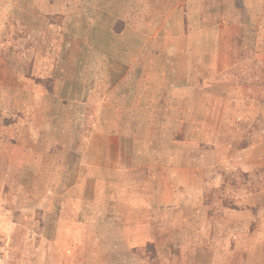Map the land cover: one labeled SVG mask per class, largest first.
Returning a JSON list of instances; mask_svg holds the SVG:
<instances>
[{
  "label": "rangeland",
  "instance_id": "374dc122",
  "mask_svg": "<svg viewBox=\"0 0 264 264\" xmlns=\"http://www.w3.org/2000/svg\"><path fill=\"white\" fill-rule=\"evenodd\" d=\"M84 1L0 0V91L16 76L22 106L46 97L70 158L46 168L34 139L14 146L6 127L28 115L0 93V264H264V0H90L75 15ZM79 17L97 40H74ZM77 46L85 89L49 112L59 96L16 61L35 50L53 70Z\"/></svg>",
  "mask_w": 264,
  "mask_h": 264
},
{
  "label": "crops",
  "instance_id": "0c3cea01",
  "mask_svg": "<svg viewBox=\"0 0 264 264\" xmlns=\"http://www.w3.org/2000/svg\"><path fill=\"white\" fill-rule=\"evenodd\" d=\"M81 20L83 21V24H80L79 27L82 28L83 32L85 31L87 33H83L82 35L79 34V36L74 38V40H76L77 43H79V41L84 42V45H85V43H89L91 41L97 40L98 35L97 34H91V30H90L91 26L84 27L85 22H86V21H84V17H79V21H81ZM101 37H102V41L104 42L103 35H101ZM112 37H115V36L108 33L107 41H109L110 38H112ZM129 44L132 46L131 43H129ZM99 45L100 44H98V47L101 50H103L105 52V54L97 53V56H106V58L109 59L110 58L109 53L111 51L108 49L106 50V47L102 48L101 47L102 45H100V46ZM107 45L110 46L109 43H107ZM110 47H112V46H110ZM73 50H76L75 56H72ZM86 50H82V51L86 52ZM129 50H131V49H129ZM34 51L35 50H33V51L29 50V52H28L29 54L27 55V58L29 60V63H27L28 66L26 67V70H20L21 62L17 60L16 66L18 68H16V71L17 72L22 71V72H26V73L31 72L30 74L32 76L41 77V78L45 79L46 83L43 82V84H42L43 86L42 85H39V86L46 88L47 90L51 86L54 89L53 91L56 92L55 95L59 96V98H60V95L63 96L64 94L65 95L67 94V96L71 95V97L73 98V96H72L73 93L79 97V89H82V88L85 89L84 83L87 80V78L85 77L86 75L84 73H79V62H77L79 59V46H77L76 49H72V50H68V48H65V50H61L60 54L63 55L65 60H62V58H61V61H59L60 64L58 67L55 66L53 68V66H52L53 70L52 69L50 70L51 64H49V63H50L51 59L48 56L45 57V56H42L41 54L38 55L37 52L35 51L36 52L35 53ZM92 51H96V52L98 51V48L96 47V45L94 47V44H93ZM107 53L109 56L107 55ZM116 53H118V51H116ZM47 60H50V61H47ZM97 60L99 62V59H97ZM46 64H48V65H46ZM113 67H115V66H113ZM113 67H112V69H113ZM95 68L101 69L102 73L105 74V73L109 72V69L111 67L105 63L102 64L101 66H99L97 63H95L94 69ZM42 71H43V74L41 73ZM92 72H93V70H92ZM13 73H15V71ZM79 75H80V77H79ZM48 80L50 81V83H47ZM79 81H81V84H82L80 87H79ZM19 82H20V80L18 81V79H17V81H16V76H15L14 80H12V82H11L12 84H11L10 88H8L5 92L0 91L1 103L3 105L4 113L9 112L10 114L11 113L14 114V112L16 110H18V111L22 110L23 113H26L28 115L27 117L25 115H17V119H13V121H11V124L9 125V127H6V128H9L11 131L10 133L9 132H7V133L9 135H11V137L15 138V139H13L12 144L14 146H18V144L21 146V142H22L24 136L27 138L28 142H30L31 140L34 139V141L38 145L41 146V152L43 154L42 160H43L46 168H55V167L57 169L67 168L66 164L68 163V161L70 159L68 154H67L69 152L68 144H67L68 142H67V139H64V140L61 139V136L56 134V132L58 130L55 129V128H57V126L55 125L56 121L57 120L62 121V119H61L62 116H60L58 114L57 120H56V117L51 118V115H49V117H48L47 116L48 114L46 112L48 110L46 109V106L44 107V104L45 105L47 104V101L45 99L46 97H43L44 100L42 102L39 101V103H38L37 99L32 98V94L29 91H28V95H27L26 107H24L25 104H23V106H22L21 100L19 99L20 93H19L18 89L24 88L25 86ZM32 87H33V84L29 82L28 89H30ZM102 87L103 86L100 85L99 83L96 85L92 83V85L90 86L91 89H89V97H91L92 94H95V93L98 94L100 92V90L102 89ZM87 91H88V89H87ZM61 92H63V93H61ZM52 93H51V95H52ZM122 94L125 95L123 92H118L116 94V96H112V97L109 96V98L116 100L117 97H121ZM128 97H130V94L128 96L126 95L123 97L125 100V103H121V106H119L120 108L127 109L128 106L126 107L125 104L127 103L126 100L129 99ZM32 99L37 101V103L32 101ZM69 99H71V98L69 97ZM89 100L85 101L84 105H86V103ZM77 101H78L77 103H79V99ZM31 102H34L33 104L35 105L36 108L38 107L37 110L41 109V111L45 110V112H46V113H44V116L42 115L43 117L40 116L37 119L33 120V122L36 123L35 125L32 123L31 118L29 117L31 115V112H32L31 109L33 107L32 105H30ZM65 102L67 104H72V103L75 104L76 100L75 101H70V100L65 101L64 99L61 100V98L60 99L57 98V99H55L54 103L53 102L50 103L51 104L50 109L48 108L49 112L53 111L52 104L54 106L59 107L58 109L54 108V110L56 109V113H57L58 111H60V108L62 109V106L60 103L64 104ZM94 103H96L97 105H100L102 102L96 101ZM42 104H43V107H42ZM74 115H75L73 117L74 119L79 118V117H76L78 114L74 113ZM31 116L33 117L34 115L32 114ZM25 121H27V123L31 122L27 126L28 127L27 129L24 128ZM75 124H79V123L76 122ZM14 129H15V131H14ZM110 131L115 132V130H112V129ZM93 133H94V131H93ZM100 133H102L101 135H103V136H110V137L112 136L113 138L118 136L119 141H120V139H122L124 141L126 140L123 137V136H125L126 133H124V131H122V130L119 132H116V134L113 135V133L112 134L109 133L108 128H103V130H101ZM64 135H65V137L67 136L66 134H63V136ZM57 137H59V139H57ZM36 138H37V140H36ZM36 143H35V146H36ZM59 143H63L67 147L64 145L59 146ZM130 144H131V142L129 139V140H127V142H125V144H123V146H124V148L125 147L129 148L128 151H130V149H132L130 147ZM31 149H33V146H30L28 151H31ZM35 151H37V148H35ZM121 168H124V167L122 166Z\"/></svg>",
  "mask_w": 264,
  "mask_h": 264
},
{
  "label": "trees",
  "instance_id": "16d2710c",
  "mask_svg": "<svg viewBox=\"0 0 264 264\" xmlns=\"http://www.w3.org/2000/svg\"><path fill=\"white\" fill-rule=\"evenodd\" d=\"M51 1H52V0H51ZM89 1H90V0H89ZM89 1H88V2H85V1H84V3H85L84 9L79 8V12H76L75 15H79V13H80V14L86 13V14H84V15H87V12H86L87 10L92 11V10H93V9H92L93 6L89 5ZM46 3H47V2H46ZM46 3H45V4H46ZM47 4H48V3H47ZM49 4H51V2H49ZM88 5H89V8H87ZM77 9H78V7H77ZM77 9H76V10H77Z\"/></svg>",
  "mask_w": 264,
  "mask_h": 264
}]
</instances>
